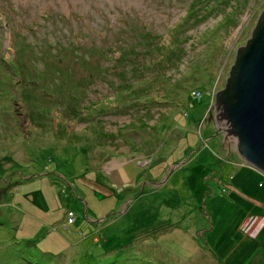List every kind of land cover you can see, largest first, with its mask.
<instances>
[{"label":"rangeland","instance_id":"374dc122","mask_svg":"<svg viewBox=\"0 0 264 264\" xmlns=\"http://www.w3.org/2000/svg\"><path fill=\"white\" fill-rule=\"evenodd\" d=\"M262 8L0 0V264H264V174L206 118Z\"/></svg>","mask_w":264,"mask_h":264},{"label":"water","instance_id":"95a60500","mask_svg":"<svg viewBox=\"0 0 264 264\" xmlns=\"http://www.w3.org/2000/svg\"><path fill=\"white\" fill-rule=\"evenodd\" d=\"M207 112L221 145L230 140L237 157L264 174V8L236 46Z\"/></svg>","mask_w":264,"mask_h":264},{"label":"trees","instance_id":"16d2710c","mask_svg":"<svg viewBox=\"0 0 264 264\" xmlns=\"http://www.w3.org/2000/svg\"><path fill=\"white\" fill-rule=\"evenodd\" d=\"M193 3H194V2H193ZM192 6H193V5H192V3H191V5L188 6V8H191V9H192ZM59 41H60V40H59ZM66 41H67V40H66ZM67 42H68V41H67ZM69 43H70L72 46H75V43H73V40L69 41ZM57 45H58V46H64L62 42L57 43ZM122 51H124V50H122ZM122 51H121V48H119V53H120V54H118L117 57H121L122 59H124V55H123L124 52L122 53ZM14 52H15V50L13 51V53H14ZM263 226H264V221H263V223L260 225L259 232L264 230ZM262 228H263V229H262ZM259 235H260V234H259ZM259 235H258V236H259ZM241 255H242V253H240V255L238 254L237 257H241Z\"/></svg>","mask_w":264,"mask_h":264},{"label":"built area","instance_id":"2783aa9c","mask_svg":"<svg viewBox=\"0 0 264 264\" xmlns=\"http://www.w3.org/2000/svg\"><path fill=\"white\" fill-rule=\"evenodd\" d=\"M68 214H69V220H71V218H72V213L70 212V211H68Z\"/></svg>","mask_w":264,"mask_h":264},{"label":"clouds","instance_id":"9594fccd","mask_svg":"<svg viewBox=\"0 0 264 264\" xmlns=\"http://www.w3.org/2000/svg\"><path fill=\"white\" fill-rule=\"evenodd\" d=\"M73 214V213H72Z\"/></svg>","mask_w":264,"mask_h":264},{"label":"flooded vegetation","instance_id":"af4514ba","mask_svg":"<svg viewBox=\"0 0 264 264\" xmlns=\"http://www.w3.org/2000/svg\"><path fill=\"white\" fill-rule=\"evenodd\" d=\"M213 124V123H212Z\"/></svg>","mask_w":264,"mask_h":264}]
</instances>
